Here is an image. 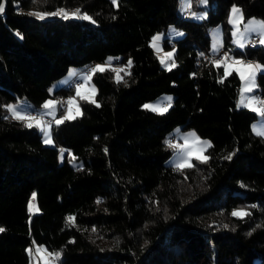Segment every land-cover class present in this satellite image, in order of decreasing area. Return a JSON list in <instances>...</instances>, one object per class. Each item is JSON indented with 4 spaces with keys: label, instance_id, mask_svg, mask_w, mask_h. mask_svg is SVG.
<instances>
[{
    "label": "trees",
    "instance_id": "1",
    "mask_svg": "<svg viewBox=\"0 0 264 264\" xmlns=\"http://www.w3.org/2000/svg\"><path fill=\"white\" fill-rule=\"evenodd\" d=\"M208 1L192 0L186 16L181 0H7L0 14V264H30L35 241L60 253L61 264H264V136L253 128L260 114L238 106L236 69L225 76L223 64L203 57L215 50L217 24L231 39L232 4L245 18L264 20V0ZM200 7L203 18L193 14ZM58 8L79 9L95 23L29 14ZM170 23L185 31L173 43L164 37L165 47L175 45L171 70L152 45ZM233 48L264 66V44ZM93 60L127 66L119 79L112 64L92 74L96 100L82 97L81 113L52 124L55 144L11 115L7 103L22 97L33 101L29 110L45 112L36 108L49 96L74 90L52 92L55 79ZM257 80L264 97V69ZM165 92L173 95L166 111L144 107ZM177 126L211 139L206 162L167 163ZM32 194L40 210L31 216ZM240 210L247 214L232 215Z\"/></svg>",
    "mask_w": 264,
    "mask_h": 264
},
{
    "label": "rangeland",
    "instance_id": "2",
    "mask_svg": "<svg viewBox=\"0 0 264 264\" xmlns=\"http://www.w3.org/2000/svg\"><path fill=\"white\" fill-rule=\"evenodd\" d=\"M191 3H192V0H181V7L183 9L187 5L191 7ZM199 3L208 5L209 1L206 0V2H204V0H199ZM234 6L241 10L242 18H241L240 13L233 15L232 8ZM59 9H64V8H58L57 10H59ZM57 10L49 11L48 13H54ZM191 10H192V8H191ZM67 12L73 13L71 11L70 12L67 11ZM193 14L197 18H203L204 16L207 15V10H206V8L200 7L198 9H195ZM230 20L235 21V23H230ZM226 21L228 23H230V25H231L230 29H231V33H232V36H231L232 41L234 42L236 40H239L240 43L244 44V47L248 44L246 42L253 36V34L259 35L257 43H260L259 42L260 39L264 38V35H262V30L259 29L258 27L254 31L250 30V28H251L250 22H252V21L261 22L264 20L260 17H257V16H250L248 18H245L241 7L236 3H234L230 6L227 17H226ZM184 32L185 31L182 28V26H179L175 23H170L166 30L158 31L153 36L152 45L155 49V52L158 54L159 58L162 61H164V64L172 65L174 63V53H175V45L174 44L169 46V47L164 46V43H163L164 37L168 36L170 38L171 43H173L174 39L182 36L184 34ZM233 33H236V35L234 36ZM214 35H215V33L213 31L212 37H214ZM154 37H158V39L154 40ZM235 44L239 45L238 43H235ZM169 53L171 54V57H169V55H168ZM242 57L243 56H241V55H235L234 58L230 59L226 63L228 65H232V68L236 67V69L241 68L242 70H243V65H246L249 62H251L254 65L259 64V65L263 66L262 63L258 60L249 61L248 63L243 62V65L233 63L234 61H242ZM109 58L114 59V56L110 55ZM111 64H112V67L115 68V77L116 78H118L117 74H119V77L121 76V69L125 68L127 66V63H125V62L124 63L120 62V63H116V64L111 63ZM98 65L110 66V63L109 62H100ZM79 69H80L79 66H75V65L71 66L69 68V70L64 75L55 79V81L51 85V91L54 92V90L56 88L61 87V86H65L66 85L65 80L67 79V77L72 75L73 72L75 73ZM258 72L259 71H257L255 74L254 85L249 84L247 80L241 79L240 93H239V98H238V106H243L240 103L241 98L243 96L245 103H248L249 101H251L250 108H253V107L263 108L264 107V103H261V102H264V97L256 91L258 88V80H257ZM80 77L83 80L81 81V83L75 84L74 90L68 94V100L66 103H62V104L59 103V95H51L47 98V100L44 102V104L46 102L51 101L55 105L54 108L46 109L43 107L44 106V104H43L36 109L46 111L47 113L56 116L57 120H63V119H65L64 117H67L69 115L74 117L75 115L81 113L82 107H81L80 99L82 97H85L86 99L95 101L97 89H96V85L92 79V74L82 72L80 74ZM246 87H252V91L251 92L242 91ZM78 88H79V93H80L79 95L77 94ZM61 96H63V95H61ZM166 97H171V101H170V104H171L173 101V95L170 92H165L160 97H158L156 99L148 100L144 104L157 106L161 109H164V108L168 107V106H163V104H162V101L166 100L165 99ZM70 99L73 101L72 104L68 103V101ZM168 104H169V101H168ZM9 105L16 106L17 110L24 115H28L27 111H29V110H27V109H35L33 101L30 100L28 97H22L16 101H11V102L7 103V106H9ZM63 106H64V109L61 112H57L58 108L63 107ZM10 113L12 115L11 111H10ZM30 116L35 117L36 120H42V118L37 114H33ZM27 122L28 123L31 122V123L35 124V121H27ZM44 123H45L44 128H43L44 142L48 138V136L50 135L52 143H46V144H55L56 142H55V139H54L53 134H52V123L51 122H44ZM253 123H254V130L256 132L264 131V117L259 115V117L257 119H255V121ZM49 124L51 125L50 128L47 127ZM174 133L176 134V139L170 141V145L174 148V150H173L172 154L168 157L167 163L175 164V165L183 164L185 162L192 163L194 157L207 156L206 149L209 147L207 145L211 144V139L209 137L201 136L194 129H192V128L185 129V128H182V126H177L174 129ZM191 133H195V136L189 135ZM62 150H63V158H61V151ZM65 150L66 149L62 148L60 151L59 156H60L61 160H63L65 157V154H64ZM69 160L71 162H76V159L74 158L73 155L69 158ZM28 208L31 212V216L35 212L40 210L39 204L37 203V201L35 199H33V194L29 198ZM28 249L31 250V252L29 251L30 255H31L30 264H46V262H47V264H61L59 258H56L55 255H49V254H54L57 252L47 249L45 247V245H43L41 243H38L35 241V242H33V244H31L29 246ZM38 249H39V251H37Z\"/></svg>",
    "mask_w": 264,
    "mask_h": 264
},
{
    "label": "snow or ice",
    "instance_id": "3",
    "mask_svg": "<svg viewBox=\"0 0 264 264\" xmlns=\"http://www.w3.org/2000/svg\"><path fill=\"white\" fill-rule=\"evenodd\" d=\"M6 2H7V0H4V2H0V14H3L4 13ZM112 2H113L114 5H117L118 6V0H112ZM204 2H206V0H204ZM232 13H233V15H235L237 13H240L241 18H242V12H241V10L238 9L237 7H235V6L232 8ZM29 14L30 15H34L38 19H41V20L45 19L46 16H49V15H62L64 19H69V18H82V19L90 20L92 23H95V21L92 20V18L90 16H88L86 13H84L83 15H81L79 9H77L76 12H73V13H68L64 9H59V10H57L54 13L35 12V13H29ZM230 23H235V21L230 20ZM250 24H251L250 30H253L254 31L258 27L259 29L262 30V35H264V21H261V22L252 21V22H250ZM233 35L235 36L236 33H233ZM155 39H158V37H154V40ZM234 42L235 43H238L241 48L244 47V44L243 43H240L239 40H236ZM259 42L262 43V44H264V38H261ZM168 55H169V57H171V54L170 53ZM227 59H228V57H224V61H214V63L217 65V67H220L221 64L224 65V68H225L224 74H225V76H227L228 74H230V71L232 69V65H228L226 63ZM109 60H111V58H109ZM161 62L164 63V61H161ZM128 63H129V65H131V63H132L131 60H129ZM233 63L234 64H241V65H243V61H234ZM165 67H167L169 70H171V67H175V64L174 63L172 65L165 64ZM262 69H264V66H261L259 64L254 65L251 62H249L248 64L243 65V70L241 68H237L236 71L239 73L240 78L242 80H247L249 84L254 85V83H255V74H256L257 71H260ZM106 70H108L106 66H104V65H96L91 71L93 73H95L97 71L104 72ZM72 75H75V73L73 72ZM117 75H118V79H119V74H117ZM242 91L251 92L252 91V87H246ZM77 94L78 95L80 94L79 93V88L77 89ZM165 99L167 101H169V107H170L171 97H166ZM68 103L69 104H72L73 101L70 99L68 101ZM240 103L242 105H244L245 107H250L251 106V101H249L248 103H245V100H244V97L243 96L241 98ZM261 103H264V102H261ZM43 107L46 108V109H48V108H54L55 105L51 101H49V102H46ZM144 107L145 108H149L152 111H161V112H163V111H166L167 110L166 108L161 109V108H159L157 106H152V105H145ZM8 108L12 112V115L16 119H19V120H27V121H35V126L40 127L43 130V128H44V122L42 120H36L35 117H32L30 115H24V114H22L21 112H19L17 110L16 106H14V105H9ZM252 110L258 112L262 117H264V108H255V107H253ZM64 118L65 119H73L74 117L71 116V115H69V116L64 117ZM62 122H63L62 120H55V123L56 124H59V123H62ZM26 126L27 127H33V123L29 122ZM47 127L50 128L51 125L49 124ZM257 134L264 136V131H258ZM189 135L195 136V133H191ZM45 143H52V140H51L50 135L45 140ZM207 146L210 147L211 145L208 144ZM61 158H63V150L61 151ZM227 158L230 159L231 156H229ZM197 159H200V160H203V161L206 162L207 159H208V157H206V156H197ZM177 167L178 168H180V167H192V164L185 162L183 164H178ZM33 199H35V194H33ZM246 214L247 213L243 212V210L234 211L232 213L233 216H241V217L244 216V215H246ZM69 220L74 222V217H69ZM2 231H4V229L3 228H0V232H2ZM29 251L31 252V250H29ZM37 251H39V249ZM49 255H55L56 258H59V255L60 254L59 253H54V254H49ZM46 264H47V262H46Z\"/></svg>",
    "mask_w": 264,
    "mask_h": 264
},
{
    "label": "built area",
    "instance_id": "4",
    "mask_svg": "<svg viewBox=\"0 0 264 264\" xmlns=\"http://www.w3.org/2000/svg\"><path fill=\"white\" fill-rule=\"evenodd\" d=\"M191 14V9L190 6H186L185 7V15L186 16H190ZM221 27H223V23L220 24ZM223 29V34H224V27ZM259 35L258 34H253V36L248 40V44L249 45H254L255 42L258 40ZM235 51L234 48L232 47V45L228 44V43H221V44H217V46H215V50L213 51H209V52H205L203 53V57L206 60H210V61H224V57H228L227 61H229L230 59L235 57ZM226 61V62H227ZM242 61L244 62H248V61H255L252 58H249L247 56H243L242 57ZM100 62L97 60H93L92 62H90L89 64L80 67V69L78 70V72L76 73L73 82L74 83H80L82 81V79L79 77L80 73L85 72L88 74H93V72L91 71L96 65H98ZM110 63V62H109ZM111 64V63H110ZM68 100V96H59V103H66ZM261 102V101H260ZM163 106H167L168 102L164 101L162 102ZM28 115H33V114H37L39 115L43 122H51L52 124L55 123V120H57V117L54 115H51L49 113L46 112H41V111H34V110H29L27 111ZM45 124V123H44ZM176 139V135H170L168 137L169 141L175 140Z\"/></svg>",
    "mask_w": 264,
    "mask_h": 264
},
{
    "label": "crops",
    "instance_id": "5",
    "mask_svg": "<svg viewBox=\"0 0 264 264\" xmlns=\"http://www.w3.org/2000/svg\"><path fill=\"white\" fill-rule=\"evenodd\" d=\"M220 24L221 23H219V24H217L214 28H213V30H212V32L214 31V33H215V35H214V37H212V41H213V43H214V46H217V44H221V43H223V42H225V43H228V44H230V45H232V47H235V45H237V44H235L233 41H232V39H228L227 38V36H226V34H225V27H224V25H223V27H224V34H223V27H221L220 26ZM230 27H231V25H230V23H227ZM215 38V39H214ZM163 41H164V39H163ZM246 43H248V41L246 42ZM248 45V44H247ZM246 45V46H247ZM237 46H239V45H237ZM256 61V60H255ZM244 62V61H243ZM249 62V61H248ZM248 62H246V63H248ZM232 69H236V67H234V68H232ZM231 69V70H232ZM78 72V70L75 72V75H76V73ZM81 74V73H80ZM75 75H70V76H68L67 77V79L65 80V86H69V85H71V84H73L74 85V88H75V84H77V83H74L73 82V79H74V77H75ZM79 77H80V75H79ZM81 78V77H80ZM82 79V78H81ZM83 80V79H82ZM81 83V82H80ZM160 97V96H159ZM163 101H166V100H163ZM162 101V102H163ZM64 109V106L63 107H60V108H58V111L57 112H61L62 110ZM27 110H29V109H27ZM26 110V111H27ZM46 112V111H45ZM253 128H254V123H253ZM176 135V134H175Z\"/></svg>",
    "mask_w": 264,
    "mask_h": 264
}]
</instances>
